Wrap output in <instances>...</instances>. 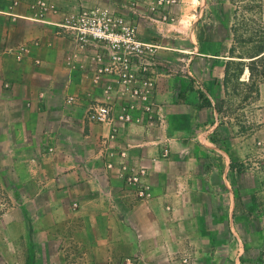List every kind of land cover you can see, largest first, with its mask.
I'll return each instance as SVG.
<instances>
[{
	"label": "crops",
	"instance_id": "crops-1",
	"mask_svg": "<svg viewBox=\"0 0 264 264\" xmlns=\"http://www.w3.org/2000/svg\"><path fill=\"white\" fill-rule=\"evenodd\" d=\"M9 3L0 2V264H264V185L236 169L253 139L223 124L219 97L203 98L194 82L199 60L222 57L172 49L170 27L160 39L152 18L140 23L136 41L157 56L164 122L137 112L139 122L120 125L108 170L103 141L114 127L86 111L122 99L113 77L96 81L109 42L62 25L94 1L51 0L43 21ZM170 50L194 55L182 77L170 74ZM119 151L145 172L148 201L119 177Z\"/></svg>",
	"mask_w": 264,
	"mask_h": 264
},
{
	"label": "rangeland",
	"instance_id": "rangeland-1",
	"mask_svg": "<svg viewBox=\"0 0 264 264\" xmlns=\"http://www.w3.org/2000/svg\"><path fill=\"white\" fill-rule=\"evenodd\" d=\"M33 1L16 7L11 2L8 10L25 7L36 17L38 11L30 7ZM92 1L93 6L80 13L120 15L136 32L140 23L146 26L152 18L160 39H166L170 27V48L222 57L199 60L196 89L203 98L219 97L213 108L223 124L237 126L240 139H253L250 152L240 156L236 169L239 175L249 172L254 176L255 186L264 185V63L253 62L264 52V0H170V5L166 0H103L111 7H103L101 0ZM8 10L5 12L13 15ZM193 56L170 50V74L184 76L183 64ZM212 61L217 65L210 72L206 67ZM206 99L203 105L211 108Z\"/></svg>",
	"mask_w": 264,
	"mask_h": 264
},
{
	"label": "built area",
	"instance_id": "built-area-1",
	"mask_svg": "<svg viewBox=\"0 0 264 264\" xmlns=\"http://www.w3.org/2000/svg\"><path fill=\"white\" fill-rule=\"evenodd\" d=\"M25 1L28 2V0H11L15 7ZM166 2L170 5V0ZM30 7L38 11L35 17L37 21H43L45 13L55 11L51 0H34ZM62 25L80 32L83 35L81 40L91 38L93 41L109 42L103 47L106 53L97 56L99 65L96 70V81L99 83L106 76L113 77L117 85L116 97L122 99L91 105L86 111V120L90 123L109 124L114 127L110 137L103 141L107 158L106 168L112 170L115 167L112 159L116 153L114 149L111 150V145L117 138V129L120 125L139 122V118L135 116L137 112L143 113L151 124L164 122L161 106L156 100L155 48L136 41L135 26L120 15L82 12L66 17ZM24 52H26L25 48H21L16 53L17 59L21 60ZM111 92H113L111 86L106 88L107 96H110ZM77 101L74 97L68 99L70 104H76ZM117 157L119 177L124 181L125 186L140 202L148 201L150 193L144 179L145 172L130 166L126 160V151L117 152ZM5 204L4 194L0 192V212L5 209ZM127 264H132V261H128Z\"/></svg>",
	"mask_w": 264,
	"mask_h": 264
},
{
	"label": "trees",
	"instance_id": "trees-1",
	"mask_svg": "<svg viewBox=\"0 0 264 264\" xmlns=\"http://www.w3.org/2000/svg\"><path fill=\"white\" fill-rule=\"evenodd\" d=\"M254 64H261V63H264V52L262 54H260L254 61ZM251 74L253 76V69L251 68ZM262 79H264V71L262 72Z\"/></svg>",
	"mask_w": 264,
	"mask_h": 264
}]
</instances>
